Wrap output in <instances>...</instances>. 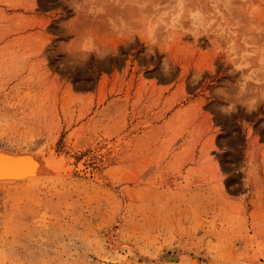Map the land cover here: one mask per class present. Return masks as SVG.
<instances>
[{"label": "rangeland", "instance_id": "rangeland-1", "mask_svg": "<svg viewBox=\"0 0 264 264\" xmlns=\"http://www.w3.org/2000/svg\"><path fill=\"white\" fill-rule=\"evenodd\" d=\"M31 141L66 169L0 186V264H264V0H0Z\"/></svg>", "mask_w": 264, "mask_h": 264}, {"label": "bare ground", "instance_id": "bare-ground-1", "mask_svg": "<svg viewBox=\"0 0 264 264\" xmlns=\"http://www.w3.org/2000/svg\"><path fill=\"white\" fill-rule=\"evenodd\" d=\"M41 148L40 144L32 143V141L23 149H8L7 147L0 146V152H4L10 156L9 158L11 159L9 161L13 163L9 169L0 167V186L26 185L34 187L44 182L54 183L59 181L63 175L61 172L66 169L63 161L44 150L48 155L46 157ZM13 157L15 159H12ZM171 253L175 254L174 251ZM174 257L178 259L177 254ZM171 259V254L164 256L166 262H170Z\"/></svg>", "mask_w": 264, "mask_h": 264}, {"label": "water", "instance_id": "water-1", "mask_svg": "<svg viewBox=\"0 0 264 264\" xmlns=\"http://www.w3.org/2000/svg\"><path fill=\"white\" fill-rule=\"evenodd\" d=\"M10 156L6 155L4 152H0V165H4V166H0V167H6L7 169H9L10 166H12L13 163H11V161H9L11 158H9ZM12 159H15V157H13ZM2 171H4L2 169Z\"/></svg>", "mask_w": 264, "mask_h": 264}]
</instances>
